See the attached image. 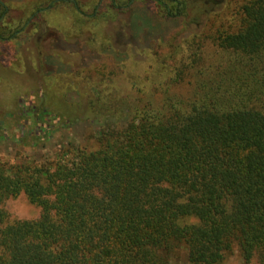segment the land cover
Listing matches in <instances>:
<instances>
[{
  "label": "trees",
  "instance_id": "obj_1",
  "mask_svg": "<svg viewBox=\"0 0 264 264\" xmlns=\"http://www.w3.org/2000/svg\"><path fill=\"white\" fill-rule=\"evenodd\" d=\"M153 1L169 18L189 8ZM242 16L237 32L217 34L226 59L195 96L121 112L131 123L67 160H0V264H180L182 253L225 264L236 245L245 264H264V0ZM21 195L38 220L8 222L3 205Z\"/></svg>",
  "mask_w": 264,
  "mask_h": 264
},
{
  "label": "rangeland",
  "instance_id": "obj_2",
  "mask_svg": "<svg viewBox=\"0 0 264 264\" xmlns=\"http://www.w3.org/2000/svg\"><path fill=\"white\" fill-rule=\"evenodd\" d=\"M179 1L187 12L169 18L153 0H0V160L42 165L98 149L103 129L131 123L121 112L160 109L211 83L226 59L217 34L237 32L252 0ZM37 122L51 137H38ZM3 209L10 223L42 213L25 195ZM225 264H245L237 245Z\"/></svg>",
  "mask_w": 264,
  "mask_h": 264
},
{
  "label": "flooded vegetation",
  "instance_id": "obj_3",
  "mask_svg": "<svg viewBox=\"0 0 264 264\" xmlns=\"http://www.w3.org/2000/svg\"><path fill=\"white\" fill-rule=\"evenodd\" d=\"M6 13V12H5ZM5 13H4V15H2V18L0 19V26L3 24V22L5 21ZM92 18H94L95 17V14L94 15H92L91 16ZM34 21V16L25 24V26L23 27V30L24 29H27L30 25H31V23ZM3 27H4V25H2ZM22 30V31H23ZM19 33V32H18ZM17 33V34H18ZM16 35V34H15ZM14 37V36H13Z\"/></svg>",
  "mask_w": 264,
  "mask_h": 264
}]
</instances>
